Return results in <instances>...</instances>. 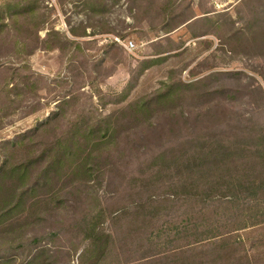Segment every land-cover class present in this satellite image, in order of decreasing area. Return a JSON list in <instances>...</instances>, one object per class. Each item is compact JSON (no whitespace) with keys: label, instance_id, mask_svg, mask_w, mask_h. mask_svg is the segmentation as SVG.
<instances>
[{"label":"rangeland","instance_id":"obj_1","mask_svg":"<svg viewBox=\"0 0 264 264\" xmlns=\"http://www.w3.org/2000/svg\"><path fill=\"white\" fill-rule=\"evenodd\" d=\"M18 1L24 12L8 9L14 0H0V263L86 264L82 236L69 223L99 202L117 208L108 199L122 180L182 143L204 103L198 80L208 78L201 91L224 87L240 113L264 120V0H178L164 16L165 0ZM50 30L58 35L46 49ZM169 86L181 88L170 101L142 116L130 109ZM91 125L99 129L94 135L106 127L112 138L78 147L91 152L89 174L71 173V157L51 163L59 138L81 140ZM52 164L54 178L36 186ZM109 224V231L131 233L113 249L117 263L198 262L195 252L177 260L152 256L141 234ZM60 229L53 240L27 245Z\"/></svg>","mask_w":264,"mask_h":264},{"label":"trees","instance_id":"obj_2","mask_svg":"<svg viewBox=\"0 0 264 264\" xmlns=\"http://www.w3.org/2000/svg\"><path fill=\"white\" fill-rule=\"evenodd\" d=\"M177 1H161L159 13H171ZM14 7L15 13L24 12L20 1L8 5L9 10ZM54 35L58 33L47 31L42 40L46 49L54 46ZM203 79L198 80V98L202 96L205 99L201 104L209 105H198V121L193 122L182 143L160 151L151 163L125 177L118 185L120 190L108 199L117 201V208L108 210L106 204L99 202L69 223L70 230L82 236L86 264H120L113 249L121 237L131 233L117 227L109 231L107 222L141 234L145 245L155 250L152 256L177 260L195 252L198 262L194 264H264V120L240 113L236 109L238 98L224 87L201 91L208 78ZM178 89L181 88L169 86L139 98L130 109L138 116L145 115L152 106L173 99ZM226 91L231 95H226ZM212 95L213 99L208 98ZM225 97L231 99L230 103L216 100ZM97 130L91 125L83 131L81 140L78 136L59 138L52 148L51 163L63 165L61 157H71L76 160L71 173L89 174L94 167L86 163L91 152L85 150L93 145L101 147L112 138L106 127L102 136L94 135ZM83 146L85 150L78 151ZM52 167L59 170L56 164L46 167L36 186L54 178L53 174L49 178ZM19 204L17 200L11 209H1V215ZM62 231L35 235L27 245L53 240Z\"/></svg>","mask_w":264,"mask_h":264},{"label":"built area","instance_id":"obj_3","mask_svg":"<svg viewBox=\"0 0 264 264\" xmlns=\"http://www.w3.org/2000/svg\"><path fill=\"white\" fill-rule=\"evenodd\" d=\"M124 46H125L127 49H131V48H133L134 43H133V41H128L127 43H125Z\"/></svg>","mask_w":264,"mask_h":264}]
</instances>
